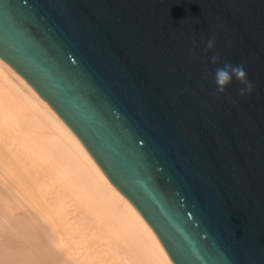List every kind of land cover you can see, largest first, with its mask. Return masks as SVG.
Masks as SVG:
<instances>
[{
	"label": "water",
	"instance_id": "95a60500",
	"mask_svg": "<svg viewBox=\"0 0 264 264\" xmlns=\"http://www.w3.org/2000/svg\"><path fill=\"white\" fill-rule=\"evenodd\" d=\"M0 59L173 264H264V0H0Z\"/></svg>",
	"mask_w": 264,
	"mask_h": 264
},
{
	"label": "bare ground",
	"instance_id": "6f19581e",
	"mask_svg": "<svg viewBox=\"0 0 264 264\" xmlns=\"http://www.w3.org/2000/svg\"><path fill=\"white\" fill-rule=\"evenodd\" d=\"M0 264H173L77 136L1 59Z\"/></svg>",
	"mask_w": 264,
	"mask_h": 264
},
{
	"label": "clouds",
	"instance_id": "9594fccd",
	"mask_svg": "<svg viewBox=\"0 0 264 264\" xmlns=\"http://www.w3.org/2000/svg\"><path fill=\"white\" fill-rule=\"evenodd\" d=\"M212 45L210 44L209 47ZM215 62V58L214 61ZM232 69L231 74L224 72L222 69H218L216 73V85L219 93H224L227 90V86L232 82V75L234 74L236 79L239 80L245 87L240 89V95L245 96L253 91V86L247 79V73L242 66L227 65Z\"/></svg>",
	"mask_w": 264,
	"mask_h": 264
}]
</instances>
